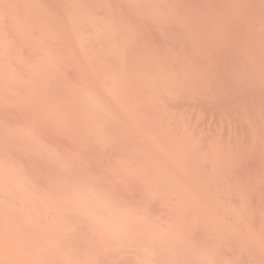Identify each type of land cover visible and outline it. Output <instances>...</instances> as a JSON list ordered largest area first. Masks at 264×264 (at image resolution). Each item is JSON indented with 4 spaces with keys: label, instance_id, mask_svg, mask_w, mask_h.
I'll return each mask as SVG.
<instances>
[{
    "label": "bare ground",
    "instance_id": "6f19581e",
    "mask_svg": "<svg viewBox=\"0 0 264 264\" xmlns=\"http://www.w3.org/2000/svg\"><path fill=\"white\" fill-rule=\"evenodd\" d=\"M246 68L264 79V0H0V264H264V147L186 103Z\"/></svg>",
    "mask_w": 264,
    "mask_h": 264
},
{
    "label": "rangeland",
    "instance_id": "374dc122",
    "mask_svg": "<svg viewBox=\"0 0 264 264\" xmlns=\"http://www.w3.org/2000/svg\"><path fill=\"white\" fill-rule=\"evenodd\" d=\"M237 49L238 47L234 46L232 50H230V53L234 54L237 51ZM237 61L240 62L239 59H234V60L231 59L229 61L228 67L229 69L232 68L229 70L230 78L232 77L236 78L237 76L244 74V71L235 70ZM246 70L248 73L242 80H239L238 82L237 81L234 82L235 80L234 81L232 80L233 82L232 81L228 82L226 80L223 82V84L220 85V87L219 86L215 87L214 85V90H215L214 93L216 94V97L214 99L207 98V97H201L198 95L196 97H193L191 100H187L186 103L188 104V107L190 108V112L193 117V120L197 121L200 127L204 129L205 133L210 134V135L223 134L224 141H226L225 143H228L229 145L231 143L234 146V144L237 142L235 143L232 141L229 142V140H232L230 136L234 138L232 134L234 135V132H237L236 134L239 135V136L237 135V137H240L239 140L242 138V141H244V142L239 141L240 145L242 144L243 146L244 145L243 143H245L248 146L253 145L254 147L253 146L251 147H253L254 150H257L258 147H260V144L262 145V148L264 147V144H263L264 143V130L261 129L260 127L261 118H264V79L262 78V80L258 82L256 77L250 74L249 68H246ZM257 74H259V71L257 72ZM196 98H200V99L197 100ZM255 130H257V133H258L257 138H255V136L253 135ZM260 137H262L261 140H260ZM254 138L255 140L259 138L257 140L258 142L254 141ZM253 143L256 145H254ZM242 146H241V149H242ZM248 146L247 148H249ZM255 146L257 147V149L255 148ZM251 147L249 149H251ZM249 149L247 152L244 150L246 155H243V153H241L243 155L242 159L244 160L247 159L248 163L250 160L256 159L255 156L259 154L255 152V156L254 155L250 156L248 159V157L246 158L245 156L249 155L248 154ZM251 157L252 159H250ZM259 159L260 157L257 159V161L254 160L252 163L256 162L257 164H260L259 168H262V170H264V168L261 167L264 165V162L261 163V161H263V158L262 160L261 159L259 160ZM255 170L253 171L257 172ZM253 171H250V172H253ZM250 176H254V173H252ZM229 177L231 176H228L227 178ZM127 181L132 182L131 180H127ZM136 223H137V220L136 221H126V223H122L120 224V226L125 227V225L136 224ZM70 234L71 233H68V234L65 233L63 237H60V240L61 241L65 240L66 236ZM95 235L100 236V233H95ZM120 240H123V239L121 238L118 239L119 242ZM61 241L57 242V246L63 244V242ZM117 245H118L117 243H113L110 246L109 244H106V249L108 251L110 250V248L112 249L113 247H118ZM131 255L134 258H136V254H126L124 252H120V253L116 252L108 256V258H106V261L104 260L103 262L99 263L100 261L97 260V255L89 252V253L82 254V259L88 264H92V263L94 264H139V262L135 261V259H132L133 261L130 262V259L132 258L130 257ZM176 263H177V260H172V259L171 261L167 262V264H176Z\"/></svg>",
    "mask_w": 264,
    "mask_h": 264
},
{
    "label": "snow or ice",
    "instance_id": "6c2138e0",
    "mask_svg": "<svg viewBox=\"0 0 264 264\" xmlns=\"http://www.w3.org/2000/svg\"><path fill=\"white\" fill-rule=\"evenodd\" d=\"M177 26H180L183 29V31L191 34L194 44L199 43L201 38L195 34L193 26L191 25L190 22H188L187 20H184L183 18H177L176 21L172 24V27L173 29H176ZM209 39H212V37H210ZM137 40L138 42L142 44L145 42L143 37L140 34H137ZM38 111H42V109H38ZM47 114L51 115L50 112H48ZM216 146H217V150H219L221 147L219 142H217ZM141 175H143V173L139 169H132V168H128L127 166H125L119 172L112 173L111 177L114 180H126L129 178H134V177H138ZM153 264H156V262H153ZM192 264H201V262H192ZM202 264H211V262H202ZM239 264H249V262L240 261Z\"/></svg>",
    "mask_w": 264,
    "mask_h": 264
}]
</instances>
